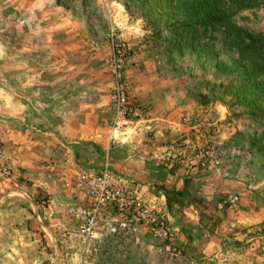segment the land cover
Returning a JSON list of instances; mask_svg holds the SVG:
<instances>
[{"label":"rangeland","instance_id":"374dc122","mask_svg":"<svg viewBox=\"0 0 264 264\" xmlns=\"http://www.w3.org/2000/svg\"><path fill=\"white\" fill-rule=\"evenodd\" d=\"M224 9L264 37V7ZM183 12L184 0H0V264H264V67L217 26L181 35ZM117 46L137 114L113 133ZM104 171L167 237L111 204L103 236L80 242L69 210Z\"/></svg>","mask_w":264,"mask_h":264},{"label":"built area","instance_id":"2783aa9c","mask_svg":"<svg viewBox=\"0 0 264 264\" xmlns=\"http://www.w3.org/2000/svg\"><path fill=\"white\" fill-rule=\"evenodd\" d=\"M124 62V49L117 46L110 62V72L114 81V89L110 97L113 133L119 132L125 124L130 122V116L137 114L136 108L128 99L126 88L122 82ZM86 192L88 203L69 210L76 222L77 234L82 244L90 240L100 239L103 236L100 229L108 223L105 211L111 204L119 209L133 207L147 221L156 224L159 236L167 237L168 233L164 223L155 216H151L147 205L135 199L131 191L118 186L108 171H104L96 178L87 179ZM35 264L57 263L51 259Z\"/></svg>","mask_w":264,"mask_h":264},{"label":"trees","instance_id":"16d2710c","mask_svg":"<svg viewBox=\"0 0 264 264\" xmlns=\"http://www.w3.org/2000/svg\"><path fill=\"white\" fill-rule=\"evenodd\" d=\"M227 2L237 8L264 7V0H184L182 20L176 29L180 30L181 35L190 37L194 36L198 23L205 27L217 26L222 30L225 43L235 48L241 59L257 60L264 67V37L236 28L225 14ZM261 75L262 79L257 85L264 89V74Z\"/></svg>","mask_w":264,"mask_h":264},{"label":"crops","instance_id":"0c3cea01","mask_svg":"<svg viewBox=\"0 0 264 264\" xmlns=\"http://www.w3.org/2000/svg\"><path fill=\"white\" fill-rule=\"evenodd\" d=\"M123 162H125V164H122L123 166L121 167V166H119L120 167V169H122L123 171H126V168H125V165L128 163V164H131L132 162L130 161V160H127V161H123ZM136 163H138V162H136ZM121 165V164H120ZM124 173H126V172H124ZM129 173V172H128ZM136 175H139V174H137V173H135ZM126 175V174H125ZM131 175V174H130ZM53 212H51V214H52ZM29 241H30V239H29ZM38 258H41V257H38Z\"/></svg>","mask_w":264,"mask_h":264}]
</instances>
